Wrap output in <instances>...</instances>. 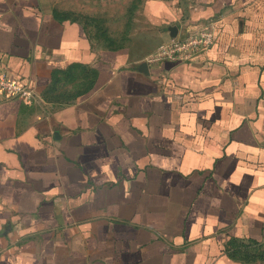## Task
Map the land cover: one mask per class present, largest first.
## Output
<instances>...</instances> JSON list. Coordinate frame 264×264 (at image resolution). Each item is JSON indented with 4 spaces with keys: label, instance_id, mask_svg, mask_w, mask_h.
Masks as SVG:
<instances>
[{
    "label": "crops",
    "instance_id": "obj_1",
    "mask_svg": "<svg viewBox=\"0 0 264 264\" xmlns=\"http://www.w3.org/2000/svg\"><path fill=\"white\" fill-rule=\"evenodd\" d=\"M100 12L118 31L81 19ZM208 22L210 49L147 63ZM1 72L33 97L0 95V264H243L264 244V0H0Z\"/></svg>",
    "mask_w": 264,
    "mask_h": 264
},
{
    "label": "built area",
    "instance_id": "obj_2",
    "mask_svg": "<svg viewBox=\"0 0 264 264\" xmlns=\"http://www.w3.org/2000/svg\"><path fill=\"white\" fill-rule=\"evenodd\" d=\"M216 29L215 22H208L195 31L176 36L150 55L146 61L149 64L163 61L187 62L197 53L207 51L213 46ZM0 95L6 100L18 98L29 100L33 97V91L28 84L12 80L5 72H1Z\"/></svg>",
    "mask_w": 264,
    "mask_h": 264
},
{
    "label": "rangeland",
    "instance_id": "obj_3",
    "mask_svg": "<svg viewBox=\"0 0 264 264\" xmlns=\"http://www.w3.org/2000/svg\"><path fill=\"white\" fill-rule=\"evenodd\" d=\"M73 4V1H72ZM72 12L73 11H69ZM98 18H92L90 19V17H81L82 20H86V21H91V20H95L96 22L98 21V23L100 24L98 26L97 29L103 31V34L106 33L108 30L109 31H118V29L120 28L117 24L118 22V18L117 15L120 14L119 12H117V14H115L114 18H117L114 22V24L110 25L109 27H106V19L105 15H101L100 13ZM127 15H131L130 13H128ZM81 16V15H79ZM114 21V20H113ZM236 259L241 261L243 264H264V244L260 245V244H239L236 247Z\"/></svg>",
    "mask_w": 264,
    "mask_h": 264
},
{
    "label": "water",
    "instance_id": "obj_4",
    "mask_svg": "<svg viewBox=\"0 0 264 264\" xmlns=\"http://www.w3.org/2000/svg\"><path fill=\"white\" fill-rule=\"evenodd\" d=\"M169 32L172 38H175L177 36L178 30L176 27H171L169 28ZM140 69L142 70V72L147 73V64L144 63L140 66Z\"/></svg>",
    "mask_w": 264,
    "mask_h": 264
},
{
    "label": "trees",
    "instance_id": "obj_5",
    "mask_svg": "<svg viewBox=\"0 0 264 264\" xmlns=\"http://www.w3.org/2000/svg\"><path fill=\"white\" fill-rule=\"evenodd\" d=\"M255 244H257V243H255ZM234 254L236 255V251L234 252Z\"/></svg>",
    "mask_w": 264,
    "mask_h": 264
}]
</instances>
